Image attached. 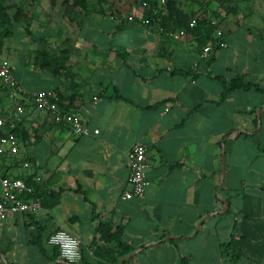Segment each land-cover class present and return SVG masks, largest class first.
Returning <instances> with one entry per match:
<instances>
[{
    "label": "crops",
    "instance_id": "crops-1",
    "mask_svg": "<svg viewBox=\"0 0 264 264\" xmlns=\"http://www.w3.org/2000/svg\"><path fill=\"white\" fill-rule=\"evenodd\" d=\"M251 1L239 21L223 18L227 45L204 59L205 29L175 37L185 28L176 12L138 0L15 3L29 10L14 50L33 80L12 67L23 91L0 90L2 112L24 106L19 152L2 158L0 174L32 176L39 206L0 219V264H67L47 241L60 227L81 240L78 264H264V91L222 95V79L236 75L264 86V0ZM150 10V24L127 18ZM40 89L56 90L63 108L99 132L55 122L29 99ZM138 141L151 182L143 197L125 199ZM229 240L242 250L237 260L222 253Z\"/></svg>",
    "mask_w": 264,
    "mask_h": 264
},
{
    "label": "built area",
    "instance_id": "built-area-1",
    "mask_svg": "<svg viewBox=\"0 0 264 264\" xmlns=\"http://www.w3.org/2000/svg\"><path fill=\"white\" fill-rule=\"evenodd\" d=\"M166 1L156 0L160 6L165 4ZM127 18L132 21H140L142 24H150L153 21V18L146 14H129ZM196 24L197 19L194 17L190 20L189 26L194 27ZM184 34H186V28H180L173 35L180 37ZM214 38L215 42L208 43L202 47L200 52L202 59L210 55L214 46L227 45L223 31L219 27L214 29ZM0 81L4 87L12 90V97L16 93L19 94L23 91L22 86L18 84L13 76L10 60L5 56H0ZM29 99L34 106L47 110L55 122L68 125L77 135H90L92 131L94 133L99 132L98 128L92 130L79 113L63 108L56 90H37L30 94ZM14 108L15 111L10 116L0 109V161L7 154L19 152L20 139L14 131V127L16 121L21 119L24 106L23 104L15 103ZM127 157L130 168L129 183L131 187L123 192L122 197L125 199L141 198L144 196L151 182L147 175L148 155L146 144L142 141L134 143L129 149ZM26 178L23 176L0 174V219L6 218L13 212L33 211L39 206L38 199L33 196L35 186L30 184ZM36 180H40V176H37ZM47 241L59 249L61 258L67 264L77 263L82 259L81 240L66 228L60 227L52 231Z\"/></svg>",
    "mask_w": 264,
    "mask_h": 264
},
{
    "label": "rangeland",
    "instance_id": "rangeland-1",
    "mask_svg": "<svg viewBox=\"0 0 264 264\" xmlns=\"http://www.w3.org/2000/svg\"><path fill=\"white\" fill-rule=\"evenodd\" d=\"M25 1H28V0H8V2L15 5V6L13 5L10 8V12L13 13L16 10V6H18L17 4H15L16 2L17 3L23 2L24 4H27L25 3ZM138 1L143 3L144 5L150 6V9H153L152 7H157V8H163L165 12L169 10L167 6L168 4L166 5L165 3L160 6L159 4H157L156 0H138ZM251 2H252L251 0H176V4L179 3L180 5L184 4L188 6L197 5L199 7L197 11L191 9L190 12L187 14L191 16L192 18H194V16L196 15H198V18H201L206 15L207 19H204V20L209 21V23H207V26H206L207 32L214 31V29H216L219 26L223 18L224 19L231 18L232 20L239 21L240 12L241 13L247 12L246 11L248 10L247 6H250ZM27 5H24L23 7H21L22 9H24L25 15H27V13L29 12ZM243 8H244V11L242 10ZM198 11H202V13L201 12L198 13ZM160 15L165 16L166 14H162L160 12ZM24 27L26 28L25 29L26 35H28L27 32L28 33L30 32L28 25H25ZM21 32H22V25L18 23L17 21L16 26L12 30H9V35L8 37L5 38L4 47L0 53V56H3V57L5 56L10 60L11 65L13 67V72L16 76L19 77L23 75L25 77V82L30 83L33 80V78L28 73V70L25 69L24 64L20 62V59H18V56L16 55L17 51L14 50V47L16 46V44H18L20 37H23L21 36ZM20 43L21 45L22 44L24 45V50L26 51L25 52L26 60H28L29 57L33 59V53L32 51H30L31 49L29 48V40L28 39H26L25 41L22 40ZM29 55H32V56H29ZM22 135H23V141L27 142L28 129L26 127L22 129Z\"/></svg>",
    "mask_w": 264,
    "mask_h": 264
},
{
    "label": "trees",
    "instance_id": "trees-1",
    "mask_svg": "<svg viewBox=\"0 0 264 264\" xmlns=\"http://www.w3.org/2000/svg\"><path fill=\"white\" fill-rule=\"evenodd\" d=\"M63 1H65L67 5L71 1L72 5L74 6L79 5L80 7H85L87 4L86 0H63ZM13 5L14 4L8 2V0H0V53L3 50L5 38L8 37L9 35V30H12L16 26L17 21H20L21 17L25 15L24 9H22L19 6H16V10L13 13H11L10 8ZM166 5L168 6L171 12L173 11L176 12L175 14L177 16L176 18L179 19L180 25L185 27L187 32L195 33V32H198L199 30H202L203 28L205 29L204 31L206 35L209 37L210 43L215 42V39H213L210 33L206 31V26H207V23H209V21L204 20V18L199 19L198 16H194L197 19V24L194 27H190L189 22L192 17L189 16L187 13H184L181 9L176 7V0H167ZM147 15L151 17L155 16L154 12H152L151 10L148 11ZM44 57H45V50L41 49L36 56V60L38 59L41 60L40 62H41L42 67H46L48 65L46 64ZM56 63H57V66L51 63L50 67L54 66L53 67L54 70L57 69V71H60V68H62V65L60 64L59 61H56ZM222 82L224 84V90L222 92L223 97H225L231 90L235 88H242L245 90L256 89V90L264 91V86H261L258 82L245 79L242 75H236L230 80L222 79ZM1 89H3V84L0 81V90ZM60 103H62L61 99H60ZM19 130H20L19 125L16 128H14V131L16 133H19ZM26 180L30 182L29 180H32V176H28ZM34 195H35V192L33 196ZM118 243L119 245H122L124 242L118 239ZM221 249H222V253L231 260H237L242 254V250L239 249V247L235 244L233 240H229L228 242L223 243L221 245ZM127 250H129V248L125 249L122 253H125V251ZM78 263L79 262L73 263V264H78Z\"/></svg>",
    "mask_w": 264,
    "mask_h": 264
}]
</instances>
